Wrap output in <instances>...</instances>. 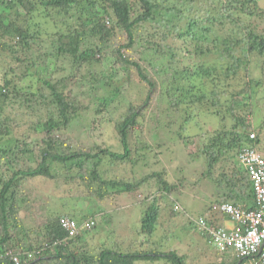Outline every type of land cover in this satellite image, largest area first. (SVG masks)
<instances>
[{"label":"trees","instance_id":"1","mask_svg":"<svg viewBox=\"0 0 264 264\" xmlns=\"http://www.w3.org/2000/svg\"><path fill=\"white\" fill-rule=\"evenodd\" d=\"M35 14L49 18L53 25L63 21L66 30L59 28L48 33ZM241 15L264 24L263 0H0V51L20 65L22 74L18 83L6 79V75L0 83V264H15L13 257L21 264H135L160 259L186 264V255L165 250L169 248L168 236L160 233L167 212L160 202L169 207L172 191L177 188L166 179V174L153 170L139 180L114 179L103 178L99 169L104 162L111 166H130L128 168L134 172L143 167L137 165L139 158L143 162L141 151L152 149L149 145L139 147L134 136L139 129L143 133L141 121L159 100L166 102L169 113L184 112L183 123L176 133L178 137L186 129V123L200 117V113H196L197 106L203 107L207 102L214 107L210 117L219 116L220 121H224L223 126L211 136L193 135L191 143L201 140L197 151L206 162L209 179L214 180L212 171L217 164L225 161L233 165V170L223 171L219 176L221 182L226 181V188L218 195L220 198L215 200V205L231 203L245 213L257 208L254 186L237 155L246 147L260 150L259 133L253 129L262 130L264 119L254 128L250 117L254 113V95L264 86L252 75L257 67L264 69V60H261L264 59V26L259 28L260 23L249 19L241 21ZM181 22L184 28H180ZM229 25L234 27L235 34L230 31L221 36L213 30L224 32ZM140 31L143 32L139 36ZM44 34L48 39L43 38ZM168 40L173 46L167 45ZM44 43L50 46L46 50ZM136 44L141 46V51L137 52L140 59L154 70L153 75L134 60L132 50ZM143 51L148 53L146 57H142ZM50 59L55 62L52 69L47 64ZM100 60L109 63L110 75L93 69L92 65ZM115 65L126 71L134 70L146 86L140 102L128 99L124 103L119 87L108 89ZM31 71L33 73H29ZM34 79L35 86L31 82ZM207 83L212 84L210 90L205 88ZM88 85L92 97L101 89L107 93L98 98L100 105L96 112L105 117L102 126L112 128L120 146L118 151L104 141L105 147L95 144L84 149L67 133L71 124L87 111L86 106L72 99L69 88ZM229 89L231 94L226 92ZM117 98V106H111ZM223 98L226 102H222ZM9 103L19 104L21 110L31 109L30 114L40 124V141L14 139L13 148L2 146L4 137L12 135L8 125L12 119L4 116ZM240 109L243 112L238 114ZM181 138L185 142L191 139L189 136ZM35 178L59 179V186L66 182H91V185L96 182L97 189L88 187L87 191L98 202L114 196L138 198L133 205L126 201L123 206H117L122 211L127 208L121 217L123 221L127 220L126 214L130 218L131 211L138 209L137 216L131 218L134 225L131 227L129 220L127 225L121 224L120 242L111 247L104 243L85 245L83 242L97 228V218L110 220L111 214L99 207H96L98 213L92 211L82 216L38 214L32 206L34 195L24 186ZM150 180L154 181L153 186L157 185L152 194ZM24 203H27V211L35 209L37 225L33 228L21 222ZM208 213L204 218L207 225L222 227L225 216L211 207ZM61 217L75 222L76 235L69 236L61 227ZM85 223L91 225L87 228ZM185 226L182 223L180 229L192 226L197 231L190 218L189 226ZM198 233L215 255L232 256L230 261L222 259L208 264H261L258 257L244 259L230 251L220 253L210 246L205 232L198 230ZM164 240L168 243L163 251ZM30 253L33 254L31 259L28 258Z\"/></svg>","mask_w":264,"mask_h":264},{"label":"rangeland","instance_id":"2","mask_svg":"<svg viewBox=\"0 0 264 264\" xmlns=\"http://www.w3.org/2000/svg\"><path fill=\"white\" fill-rule=\"evenodd\" d=\"M38 15L39 14H35L37 21L43 24V27L47 29L48 33L58 30L59 28L66 30V26L63 24V21L57 23V25H53L49 18H44L43 16L39 17ZM248 19L255 24L260 23V21L258 22L257 19L252 17ZM248 19H245L243 15H241V17L239 16V20L241 21L245 22V20L247 21ZM260 24L261 26L259 25L258 27L262 28L264 24ZM179 26L180 28H184L185 24L181 22ZM233 29L234 27L229 25L224 32L223 30L222 32H218L217 29L213 30L215 34L224 36L228 35L230 31H233L234 33ZM142 32L143 31L139 32V36L142 35ZM46 35L47 34H44L43 38H45ZM48 36L51 37L49 34ZM46 39H48V37H46ZM120 39L118 40L120 41ZM122 43H124L123 39ZM34 44L37 45L36 43ZM167 45L173 46L172 41L168 40ZM43 47H45L46 50V48L50 46L44 43ZM140 47L141 46H139V44L134 46V49L132 50V56L136 62L144 65L149 75H153L154 70L150 69L146 64H144L140 59L139 53H137L138 51H141ZM107 53L109 52L107 51ZM147 55L148 53L143 51L142 57H146ZM35 57L36 55L34 54V58ZM9 58V56L4 55V52L0 51V83H2L4 75H6V79L12 80L15 83H18L22 76V74L19 73L20 65L17 64L16 61H11ZM53 59H50V61L48 60L47 63L49 64L50 69L53 68V63H55ZM260 61H258V63L261 65L262 61ZM92 66L93 69L98 73L103 72L106 75H110V65L107 61L100 60L99 62L94 63ZM252 66L254 67V64H252ZM113 68L114 77L111 81V87H108V89H112L114 86L119 87L120 95H123L122 99L124 100L122 101L124 103H127L128 99L133 101L136 100L137 103L140 102L142 97L144 98L143 93L146 90V86L140 81L136 72L134 70L126 71V69H121L117 65L113 66ZM261 68L262 67H257L254 69L252 75L255 79L261 80L262 84H264V73L262 71L264 69ZM85 72L86 69L84 68L83 73ZM29 73L33 72L31 71ZM31 82H33L35 86V79ZM103 84L102 88L105 87V84ZM205 85L207 90H210L212 87V84L210 83ZM89 88L90 85L86 86L85 88H69L70 92L72 93V99L77 103L86 106L87 111L84 112L78 120H75L71 124V126L68 128L69 130H67V133L72 139L78 141V143L82 145L84 149L93 147L95 144H98L100 147H105L103 143L104 141L107 146H111L113 147L114 151H118L120 146L114 138V132L112 128L105 129L102 126L103 123L101 124V121L105 117H103V114L96 112V110H99L98 105H100L98 98L107 95V93L101 89L100 92L95 94V97H92L93 93L89 91ZM233 89L234 88L231 90L233 91ZM260 89L261 90H259L258 93L254 95L252 101L254 113L253 116L250 117V121L254 128L259 127L264 119V86ZM231 90L229 89L226 91L227 94H231ZM236 90L240 91L238 88ZM226 98L228 99V97ZM222 102H226L224 98ZM205 103L207 105L203 107L197 106L198 112L196 113H200V117L195 118L194 121L191 120L192 123L189 122L190 124H185L186 129H183V131L180 132L181 137L189 136V138H191L193 135L198 136L202 133H204L206 137L211 136L215 134L216 130H219L218 128H220V125L223 126L224 121L223 119L220 121L219 116L216 115L217 117H210L213 115L215 109L210 103ZM117 104L118 98L111 104V106H117ZM111 106L109 108H111ZM167 106L168 105L164 100H159L156 106L145 113L144 119L141 121L143 133L139 129L138 133L134 136V141L137 142L136 144L139 147L149 145L152 149L151 151L150 149H143L141 151V153H143L142 157H144L143 162L142 159L139 158L137 160V165L143 167L137 168L134 172L133 169L128 168L130 166H111L107 162H104L99 168L102 171V177L139 180L143 177V175H147L149 173L148 171L151 172L155 170L159 173L162 172V174H166V179L170 183L175 184L178 189L176 188L177 190L175 189L172 191V197L169 199V207L166 206L168 204L162 201V203L160 202L161 208L165 207L163 209L167 211L166 214H164V220L167 223L165 222V224L160 227V233H162L161 235H167V240L169 241V248L165 249L167 248V240H164L165 243L163 244L162 250L164 251L165 249L167 251H173L179 256L186 255V264H208L214 263L216 261L219 263L222 261V259L225 262L227 260L230 261L232 260V256L227 255L225 258H221L220 256L215 255L216 253L208 248L205 238L202 237L200 233H198V230L196 231L192 226L190 228L189 218L198 220V218L201 216L208 217L209 207L214 205L215 200H219L220 197H218V195H222L221 191H225L226 188L224 185L226 181L223 179L221 182V177L219 176L223 171L229 173V170L233 165L231 163H225V161L223 163L217 164L212 171L214 180L209 179L206 175V162L204 161L203 157L198 155L199 151H197L200 147L199 143H201V140L197 139L196 143H191L192 138L185 142L181 137L176 136V133L179 130V125L184 119V112L173 111L172 113H169L167 111ZM225 109V106L222 107L223 114H225ZM6 112L7 113H5L4 116L7 117L9 115L12 119L10 122H8L9 129H12V135L9 137H4L2 140L3 147L13 148L15 144L14 139H19L20 141H40V138L42 137L40 124L37 122V119L33 117L32 114H30L31 109L27 111L21 110V108H19V104L9 103L6 107ZM241 112H243L242 109L238 111V114H241ZM18 113L19 115H17ZM168 122H171L172 125L169 126L170 123L168 125ZM253 130H255L256 133H259V152L264 154V128H262V130ZM199 138L203 137L199 136ZM204 141L207 142V139H204ZM132 172H134V174ZM153 183L154 181L151 182L152 186L149 187V192L151 194L155 193L157 187V185L153 186ZM98 185L99 184L96 182L94 185H91V182H76V184L73 182H66L64 185L59 186V179L58 181H49L43 178H35L26 182L24 186L25 189L29 190V192L34 195L32 197V206H35L37 213H40L41 215L47 216L54 214L59 215L64 213H74L82 216L85 213L96 211V207L103 208L106 213L111 214V219L104 220V217H98L96 230L89 234L88 238L83 242V244L94 246L98 243H104L106 246L111 247L116 242H120V238L122 236L120 235V228L122 227L121 224L127 225L129 223L128 220L131 221L132 217L137 216L136 212L138 210L131 211L133 213L130 214L132 216L130 218L129 215L126 214L125 217L127 220L123 221L121 217L124 215L123 213L125 209L127 210V208H122L124 210L122 211L118 210L117 206H123L126 201H128L130 205H133L135 203L134 200H137L138 198H131L129 196H114L112 198H106L102 202H98L95 200L94 196L90 197V192H88V187H92L96 190ZM103 189V187L100 188V192H102ZM144 190H146V188ZM142 196H145V192L142 193ZM25 204L27 203L22 204L20 219L27 228H33L37 225L34 221L35 209L33 211H27L26 207L28 206ZM175 204H178L183 212L171 211V209L173 210ZM163 209L162 212H164ZM96 212L98 213L99 210ZM182 223L189 226V228L183 230L180 229V225ZM133 225L134 224H132L131 227H133ZM135 264L173 263L165 259H160L156 261H137Z\"/></svg>","mask_w":264,"mask_h":264},{"label":"built area","instance_id":"3","mask_svg":"<svg viewBox=\"0 0 264 264\" xmlns=\"http://www.w3.org/2000/svg\"><path fill=\"white\" fill-rule=\"evenodd\" d=\"M253 139L254 135H250ZM237 159L249 175L254 186L257 208L250 212H243L231 203L219 205L218 211L232 224L231 227H212L200 218L196 221L199 229L209 237L210 245L220 253L231 252L238 258L258 257L264 264V156L251 147L241 149ZM179 207L175 206V210ZM61 227L69 236L77 234V227L73 220L67 217L59 218ZM91 223H85L89 227ZM28 258H33L30 253ZM15 264H21L17 257H13Z\"/></svg>","mask_w":264,"mask_h":264},{"label":"clouds","instance_id":"4","mask_svg":"<svg viewBox=\"0 0 264 264\" xmlns=\"http://www.w3.org/2000/svg\"><path fill=\"white\" fill-rule=\"evenodd\" d=\"M221 204H223V203H221ZM221 204H220V205H221ZM175 206H178L179 209H178V210H175ZM212 206H213V207H212ZM210 207H211L212 210H214V211H215V210L218 211V208H216V207H218V206L215 205V202H214V205H211ZM173 209H174L175 212L182 211L181 207H180L178 204H175L174 207H173ZM208 215H209V213H208ZM200 218H202V219L204 220V218H206V217H205V216H201V217L198 218V220H199ZM225 219L227 220L226 217H225ZM190 220H191V221L197 226V230H200L199 227H198V225L196 224V221H198V220H194V219H191V218H190ZM200 231H201V230H200ZM205 235H206V234H205ZM208 241H209V237H208ZM209 244H210V243H209ZM210 246H211V245H210ZM211 247H212V246H211ZM212 248H213V247H212ZM215 250H216V249H215Z\"/></svg>","mask_w":264,"mask_h":264},{"label":"crops","instance_id":"5","mask_svg":"<svg viewBox=\"0 0 264 264\" xmlns=\"http://www.w3.org/2000/svg\"><path fill=\"white\" fill-rule=\"evenodd\" d=\"M221 224H222V227H231L232 226V224L228 220H226V219H224L221 222Z\"/></svg>","mask_w":264,"mask_h":264}]
</instances>
